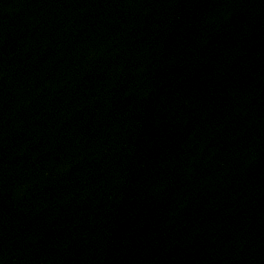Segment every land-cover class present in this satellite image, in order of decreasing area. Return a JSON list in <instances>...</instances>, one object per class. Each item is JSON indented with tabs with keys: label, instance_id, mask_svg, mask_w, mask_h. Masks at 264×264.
<instances>
[{
	"label": "water",
	"instance_id": "1",
	"mask_svg": "<svg viewBox=\"0 0 264 264\" xmlns=\"http://www.w3.org/2000/svg\"><path fill=\"white\" fill-rule=\"evenodd\" d=\"M0 264H264V0H0Z\"/></svg>",
	"mask_w": 264,
	"mask_h": 264
}]
</instances>
